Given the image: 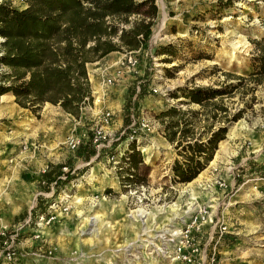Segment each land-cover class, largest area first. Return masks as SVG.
<instances>
[{"label":"rangeland","instance_id":"rangeland-1","mask_svg":"<svg viewBox=\"0 0 264 264\" xmlns=\"http://www.w3.org/2000/svg\"><path fill=\"white\" fill-rule=\"evenodd\" d=\"M11 4L24 6L22 0ZM157 9L155 46L170 44L173 53L137 51L135 70L122 73L118 61L88 64L104 97H92L78 117L47 102L32 112L11 94L0 95V264H189L171 253L180 236L188 242L185 250L187 244L206 253L214 247L220 264H264V83L245 80L240 91L222 95L228 114L241 109L240 117L188 184L168 181L175 152L154 117L179 99L167 95L176 87H218L236 83L233 76L247 77L251 40L264 39V0H162ZM145 73L149 91L122 128L120 90L127 92ZM101 107L107 122L98 121ZM100 124L102 145L91 142L95 152L85 159L90 128ZM68 135L79 140L75 150L66 146ZM132 139L148 169L143 181L122 184L119 157ZM49 163H65L61 171L72 176L53 196L52 184L49 191L39 187ZM37 195L48 198L47 206L30 222L21 216ZM211 197L212 205L201 200Z\"/></svg>","mask_w":264,"mask_h":264},{"label":"trees","instance_id":"trees-1","mask_svg":"<svg viewBox=\"0 0 264 264\" xmlns=\"http://www.w3.org/2000/svg\"><path fill=\"white\" fill-rule=\"evenodd\" d=\"M22 1L24 6L17 8L11 0H0V95L11 94L16 104L32 112L47 102L74 117L92 101L86 64L109 52L144 49L158 13L154 0ZM251 43L253 54L247 77L233 76L236 83L218 87H176L167 94L172 99L179 98L176 103L154 115L161 124L162 136L175 152L167 176L170 183H190L212 159L227 125L240 117L241 109L228 114L222 95L240 91L245 80L264 83V39ZM173 51L170 44L152 47L153 55H171ZM146 74L136 77L140 81L137 91L135 81L127 88L121 105L122 128L130 124L132 106L146 94ZM190 104L198 108L187 107ZM89 141L85 159L95 152L90 138ZM119 162L122 184L143 181L148 166L143 164L133 139ZM64 166L65 163L47 164L39 173L41 191H49L52 184L53 196L59 185L70 180L72 176L61 171ZM139 168L143 171L141 178ZM47 201L37 195L28 214L21 217L32 222L44 212Z\"/></svg>","mask_w":264,"mask_h":264},{"label":"built area","instance_id":"built-area-1","mask_svg":"<svg viewBox=\"0 0 264 264\" xmlns=\"http://www.w3.org/2000/svg\"><path fill=\"white\" fill-rule=\"evenodd\" d=\"M160 2H162V0H154V3L156 6ZM155 27L156 26L154 25L153 26L154 30L156 29ZM155 43H156V34L152 33L150 39L147 42V46L144 49L136 50V51L123 52L121 57L118 59V62L120 64H124L128 70L134 71L137 64H138V60H137L134 53L137 51H141L144 53L145 56L146 55L151 56L152 55V47L155 46ZM105 82L108 84L111 83L110 78H106ZM139 83H140V81L137 80L135 83V91L138 90ZM147 91H149V90L147 89ZM108 116H109L108 111H105L101 114V116L98 117V119H99L98 121L101 120L100 123L107 122ZM138 124L140 125V128H142V129L144 128V129L148 130V123L146 121L141 120ZM102 126L103 125L100 124L99 127H97V128H90V135H91L90 139H91V142L94 144V146L97 149L100 147V145H102V144H99L98 141H100L101 139L104 138L103 131L101 130ZM65 143L69 149L75 150L78 147L79 140H78V138H76V136L68 135L66 140H65ZM194 218H196V217H194ZM183 232H186V230ZM220 233H222V232L220 231ZM220 233L218 234V238L221 237ZM180 238L182 239L180 241V243H177V244L175 243L173 245V249L171 250V253L173 254L172 256L175 259L181 260V261L189 263V264L194 263V261L196 259H198L197 264H220L218 262V260L215 258L214 247H210V250H208V252L206 253L205 247L199 248L197 245H191L190 246L187 244L186 245L187 250H185L184 242L185 243H188V242L184 238V236H180ZM5 257L7 259H9L10 258V252H5Z\"/></svg>","mask_w":264,"mask_h":264},{"label":"crops","instance_id":"crops-1","mask_svg":"<svg viewBox=\"0 0 264 264\" xmlns=\"http://www.w3.org/2000/svg\"><path fill=\"white\" fill-rule=\"evenodd\" d=\"M121 55H122V53H119V52H116V51H113V52H109L107 55H105L104 57H102L101 59H99V60H97V61H94V62H90V63H87L86 64V69H87V65L88 64H92V63H95V64H97L98 63V61H100V60H104V59H107V61H109L111 64H113V63H115V62H117L118 61V59L121 57ZM97 69V68H96ZM128 71L127 69H126V67H122L121 69H119L117 72L119 73V72H123V71ZM87 71H88V69H87ZM130 71V70H129ZM124 75H125V73H123ZM127 76V78L125 79V80H127V79H131L132 78V75H130V74H128V75H126ZM87 79H88V82H89V88H90V94H91V97H93V98H95V100L97 101H99V99H100V97H104V93L102 92V81L101 80H99V77H98V75H97V72H94V71H92L91 73H89V72H87ZM120 93L121 94H123V96L125 97V94H126V92H125V88H123V91H121L120 90ZM11 97H13L12 95H11ZM94 100V101H95ZM124 101V100H123ZM95 103V102H94ZM119 104V103H118ZM94 105V104H93ZM59 107V106H58ZM101 108H103V107H101ZM107 108H103V110L102 111H107L106 110ZM84 110V109H83ZM205 194H207V195H209V196H211V194L208 192V193H205ZM204 194V195H205ZM201 200H205L204 201V203L206 204V205H208L207 203H210L211 204V200H212V197L211 198H209V199H203V198H201ZM212 205V204H211ZM211 205H209V206H211Z\"/></svg>","mask_w":264,"mask_h":264},{"label":"bare ground","instance_id":"bare-ground-1","mask_svg":"<svg viewBox=\"0 0 264 264\" xmlns=\"http://www.w3.org/2000/svg\"><path fill=\"white\" fill-rule=\"evenodd\" d=\"M175 234H177V233H175ZM175 234H174V235H175ZM168 240H169V239H168ZM158 250H159V249H158Z\"/></svg>","mask_w":264,"mask_h":264},{"label":"water","instance_id":"water-1","mask_svg":"<svg viewBox=\"0 0 264 264\" xmlns=\"http://www.w3.org/2000/svg\"><path fill=\"white\" fill-rule=\"evenodd\" d=\"M219 144V143H218ZM218 144H217V147H218Z\"/></svg>","mask_w":264,"mask_h":264}]
</instances>
